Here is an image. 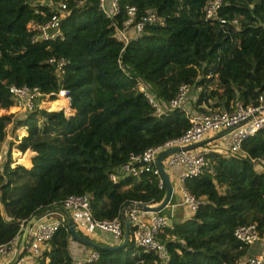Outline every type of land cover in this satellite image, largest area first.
Returning a JSON list of instances; mask_svg holds the SVG:
<instances>
[{
  "label": "trees",
  "instance_id": "1",
  "mask_svg": "<svg viewBox=\"0 0 264 264\" xmlns=\"http://www.w3.org/2000/svg\"><path fill=\"white\" fill-rule=\"evenodd\" d=\"M58 1L0 0V142L13 117L5 112L17 110L10 85L37 86L44 93L59 88L56 67L48 61L52 57L69 60L62 83L76 111L66 119L62 111L40 109L17 121L16 147H31L36 155L30 169L4 164L0 245L10 242L23 222L69 195L89 194L91 220H110L130 202L158 203L164 185L158 186L156 176L113 183L109 173L131 153L179 138L190 127L184 111L167 105L181 84L214 85L228 96L215 104L214 95L196 94L197 109L206 112L228 108L235 97L256 103L264 92V0H222L223 25L204 21L207 0H119L118 25L126 6L136 7L138 15L154 10L165 18L164 25L147 26L126 45L113 37L112 21L98 0H64L69 13L60 24L63 39L33 43L28 23L46 20L47 3ZM136 78L166 104L165 113H156L137 91ZM241 150L244 156L212 152L213 174L183 180L198 207L159 233L162 255L129 241L122 249L97 250L98 258L84 264H249L243 258L250 246L234 231L255 224L264 238V171H256L251 161H264V129L245 138ZM13 158L30 165L28 151H14ZM69 238L67 226H61L35 264H74Z\"/></svg>",
  "mask_w": 264,
  "mask_h": 264
},
{
  "label": "built area",
  "instance_id": "2",
  "mask_svg": "<svg viewBox=\"0 0 264 264\" xmlns=\"http://www.w3.org/2000/svg\"><path fill=\"white\" fill-rule=\"evenodd\" d=\"M118 1L98 0V8L106 18L112 21L113 37L124 45L128 44L131 39L140 37L147 26L165 24V18L154 10H148L138 15L136 7L126 6V18L121 25H118L115 20L120 11ZM222 4V0H207L202 8L204 21L207 23L217 22L223 25L226 20L219 14ZM46 6L48 7L49 17L42 21L32 20L27 25L28 30L32 32L31 41L33 43L63 39L60 24L61 20L69 13L66 1L48 2ZM232 23L236 24L237 22L232 21ZM48 61L56 67V74L60 83L57 91L44 93L37 86L29 87L12 84L8 89L14 101V106L20 110H18L19 113L23 114L25 118L40 109L46 111L55 109L62 111L64 117L69 119L76 112L71 104L70 93L62 83L69 60L65 57H52ZM118 63L121 67L123 66L120 59H118ZM136 80L137 91L145 95L155 108V112L165 113L166 104L160 103L156 99L153 89L141 79L136 78ZM205 90L206 88L201 86L181 84L177 94L167 105L170 108H179L184 111L190 127L179 138L169 139L162 145L149 147L137 154L131 153L124 163L111 169L109 173L110 180L117 183L121 178L127 176L138 178L144 174H152L156 176L158 186L161 188L163 181L156 164L158 155L164 150L179 147V151L168 154L162 159L161 163L167 174L172 171L177 173V190L181 197V204L188 207L193 214L198 207V202L183 186V180L187 177L213 174V161L210 156L212 152L226 157L244 156L241 150L242 141L264 129V92L258 96L256 103L245 104L240 98L235 97L228 108L221 106L218 109L206 112L198 110L195 105V95ZM59 100L63 102L59 104V107L48 106V103ZM198 106L205 107L204 104ZM219 133L222 134L218 136ZM7 137H11L9 133H7ZM7 137L0 142V175L3 174V167L7 160L10 161L9 165L12 166L9 146L5 144ZM217 138H221L223 142L218 144L214 142V139ZM202 140H206V142L199 147L182 149ZM14 142L17 146L15 139ZM5 145L6 150L4 153ZM27 151L30 153V165L25 166L15 162V166L20 165L26 169L31 168L32 158L36 155V151L29 147L25 151H20V153H26ZM251 161L254 169L259 166L264 171L263 160L251 159ZM130 204L125 213L129 220V241L133 242L134 247L142 248L145 252L162 255L163 244L159 239V233L165 227L170 226L169 220L161 212L142 211L136 206L138 202H130ZM77 211L85 212L91 225L103 233L110 234L115 243L121 242L124 220L121 211L118 216L110 220H91L90 196L85 193L84 195H69L60 203L54 204L51 209L43 211V216L34 215L30 218V223V219L23 222L20 231L13 239L9 243L0 245V256H5V260L10 257L12 261L13 257L19 254L16 264H35L34 261L48 247L53 235L61 226H67L69 220H74L72 214ZM51 212L60 213L61 217L59 219H48L46 216ZM23 235L24 240L21 246L18 247L20 238ZM234 236L240 242L249 245L250 248L257 242L264 241V238L259 237L255 224L237 227ZM25 239L26 243H24ZM98 255V251L94 250L86 259L76 260L74 264H84L87 261L97 259ZM247 262L249 264H264V248L260 253L249 256Z\"/></svg>",
  "mask_w": 264,
  "mask_h": 264
},
{
  "label": "crops",
  "instance_id": "3",
  "mask_svg": "<svg viewBox=\"0 0 264 264\" xmlns=\"http://www.w3.org/2000/svg\"><path fill=\"white\" fill-rule=\"evenodd\" d=\"M13 108V107H12ZM18 112V110H16ZM19 115V116H18ZM18 119V120H21L23 121L25 118H24V115L21 114V113H18L14 115V119ZM14 121V120H13ZM15 134V129H14V133ZM23 135H26V130L24 131V134ZM214 142H216L217 144L220 143V142H223V140L221 138H217V139H214ZM257 171H262L263 168L261 167H256L255 168ZM169 176V179L172 183V186H173V192H172V197L170 199V202L168 203V205L165 207V209L162 211V214L165 215L166 217H170V218H174L176 219V217H179V219L181 220H176L175 222H181L187 218H189L192 213L191 211L188 209V207H184V205L181 204V200H180V195H179V192L177 190V186H178V179H177V173L175 171H172L171 173L168 174ZM47 210V209H46ZM44 211V210H43ZM43 211H40L37 215H42V213H44ZM85 214V212L83 211H77L75 213L72 214V219H74L75 221V228L77 230V232L83 236H86L88 237L89 239L97 242L98 244L100 245H113V244H117L115 243V241H106V239H104V234H100V233H103L102 231L98 230L97 232L93 229V226L91 225V223L89 222V217ZM48 219H59L61 217L60 213H49L47 216H46ZM170 224H173L170 223ZM111 237V236H110ZM109 237V238H110ZM112 238V237H111ZM21 238H20V241H19V244H18V247L21 246ZM24 243H26V239L24 241ZM75 240H73L71 237L69 238V251H70V254H71V257L73 259V262L76 261V260H84L86 259L90 253L92 251H94L93 248H90L88 246H86ZM264 248V241H259L257 242L256 244H254L249 252L244 256L243 258V261H247V258L253 254H258L262 251V249ZM15 257H13V260H14ZM12 259V257H11ZM12 260V261H13ZM10 257L8 260H1L0 261V264H11L12 261L10 262Z\"/></svg>",
  "mask_w": 264,
  "mask_h": 264
},
{
  "label": "water",
  "instance_id": "4",
  "mask_svg": "<svg viewBox=\"0 0 264 264\" xmlns=\"http://www.w3.org/2000/svg\"><path fill=\"white\" fill-rule=\"evenodd\" d=\"M222 133H219L218 136L221 135ZM205 142H206V140H202V141H199V142L194 143L192 145H189L187 147H184L182 149L184 150V149H192L195 147H199ZM179 150H180L179 147H173V148L162 151L158 155L156 164H157V167L160 171V175H161L163 185H164V195H163L162 199L158 203H155L152 205L151 204L138 203L136 205L137 208H139L145 212L158 213V212H162L165 209V207L168 205V203L170 202V199L172 197L173 186H172V183L169 179V176H168L165 168L163 167L161 161L168 154H171L173 152H177ZM129 205H131V204L130 203L125 204L124 207L121 209V215H122V217H124L123 235H122V241L121 242H119L117 244H113V245H100L97 242L89 239L88 237L79 234L75 228V221L74 220H69L67 223V230L70 234V237L73 240H75V241H77L83 245H86L90 248H93L95 250H117V249H122V248L126 247L128 242H129V220L127 219L125 213L128 210ZM30 222H31V219H30L29 223ZM23 240H24V235L21 238L22 242H23ZM18 259H19V254L15 256V258L11 264H16Z\"/></svg>",
  "mask_w": 264,
  "mask_h": 264
},
{
  "label": "rangeland",
  "instance_id": "5",
  "mask_svg": "<svg viewBox=\"0 0 264 264\" xmlns=\"http://www.w3.org/2000/svg\"><path fill=\"white\" fill-rule=\"evenodd\" d=\"M206 89H211L210 91H207V90H205V93L206 94H208V93H210V94H212V95H214V103L215 104H217L218 102H220V97L223 95V94H221V93H219V91H221V89H218V88H216L214 85H210L209 87H207ZM223 97H228V96H224L223 95ZM216 109H218V108H216ZM17 110H19L18 108H17ZM53 110H55V109H53ZM20 111V110H19ZM19 111L17 112L16 110H13V111H10V112H5V114H12L13 115V120L14 121H12L11 123H9L8 125H7V127H6V137H7V133H9L10 134V138H6V141H5V144H7L8 146H9V150H10V160H11V163H12V166H15L16 165V163H15V160H14V158H13V152L14 151H17V152H20V150L16 147V145H15V142H14V139H13V133H14V129H16V126H17V121H18V119H14V115H15V113L16 114H18L19 113ZM48 111V110H47ZM0 115H1V113H0ZM19 116V115H18ZM25 118V117H24ZM19 122V121H18ZM19 125V124H18ZM23 136V135H22ZM21 136V137H22ZM5 150H6V145H5V147H4V153H5ZM11 166V167H12ZM180 200H181V197H180ZM152 205V204H151ZM185 207V206H184ZM162 213V212H161ZM87 217V216H86ZM167 218V220H169V222L170 223H174L176 220H181V219H179V217H176V219H174V218H170V217H166ZM93 229L97 232L98 231V229L96 228V227H94L93 226ZM100 234H104V239H106V241L108 242L109 240L110 241H113V239L110 237V234H108V233H100ZM110 237V238H109ZM122 241V240H121ZM119 243V242H118ZM84 246V245H83ZM86 247V246H85ZM95 250V249H94ZM97 251V250H96ZM3 259H5V256H0V261L1 260H3Z\"/></svg>",
  "mask_w": 264,
  "mask_h": 264
}]
</instances>
